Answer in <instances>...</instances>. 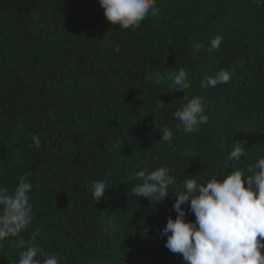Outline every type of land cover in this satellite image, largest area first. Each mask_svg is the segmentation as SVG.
I'll return each instance as SVG.
<instances>
[{
  "label": "trees",
  "instance_id": "1",
  "mask_svg": "<svg viewBox=\"0 0 264 264\" xmlns=\"http://www.w3.org/2000/svg\"><path fill=\"white\" fill-rule=\"evenodd\" d=\"M156 6L139 27L120 29L99 0H0V186L11 193L28 175L32 220L20 236L59 264H186L161 235L185 176L229 174L236 140L247 154L235 167L264 157V0ZM217 34L220 48L208 52ZM194 42L204 45L195 55ZM180 68L188 92L165 82ZM220 69L229 82L200 87ZM186 95L202 97L209 117L192 134L175 130ZM165 127L171 146L160 141ZM163 165L176 177L164 201L131 193L141 181L130 177ZM100 179L109 188L96 201ZM18 239L3 241L0 264H18Z\"/></svg>",
  "mask_w": 264,
  "mask_h": 264
},
{
  "label": "clouds",
  "instance_id": "2",
  "mask_svg": "<svg viewBox=\"0 0 264 264\" xmlns=\"http://www.w3.org/2000/svg\"><path fill=\"white\" fill-rule=\"evenodd\" d=\"M105 18L120 29H135L149 16L159 12L156 0H99ZM223 41L221 34L209 42L208 52L217 51ZM204 47L193 43V53L198 54ZM116 46L115 51L120 52ZM232 73L227 69L215 71L206 76L201 88L216 87L230 81ZM190 73L183 68L173 75L175 89L190 87ZM174 112L178 121L176 131L192 134L208 122L203 98L194 96ZM164 105L161 104L160 107ZM160 141L171 146L175 132L171 127L161 131ZM34 146L39 147V136L33 134ZM245 142L236 140L225 157V168L232 162V171L227 175L212 176L206 183L200 182L198 175L185 176L182 189L175 193L173 209L176 217H168L161 235H166V248L181 254L186 264H264V157L247 168L235 167L246 156ZM134 184L131 193L147 198L152 203L164 201L170 194L176 177L167 165L148 167L136 172L129 181ZM33 185L28 175L19 179L13 192L0 186V248L8 238L19 237L16 247L22 249L18 264H59V257L36 244L35 237L27 241L20 236L32 220L30 193ZM109 187L103 179L93 182L92 195L96 201L104 197ZM188 205L185 209L182 205ZM195 216L194 221L186 219L187 212Z\"/></svg>",
  "mask_w": 264,
  "mask_h": 264
},
{
  "label": "rangeland",
  "instance_id": "3",
  "mask_svg": "<svg viewBox=\"0 0 264 264\" xmlns=\"http://www.w3.org/2000/svg\"><path fill=\"white\" fill-rule=\"evenodd\" d=\"M173 75L174 74H169L165 82L175 89L176 86L173 84ZM189 89H190V87L188 89H186V90H181V89H176V90H180V91H183V92H188Z\"/></svg>",
  "mask_w": 264,
  "mask_h": 264
}]
</instances>
